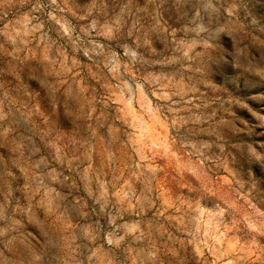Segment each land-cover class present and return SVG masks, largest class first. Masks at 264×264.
Instances as JSON below:
<instances>
[{"label":"rangeland","instance_id":"374dc122","mask_svg":"<svg viewBox=\"0 0 264 264\" xmlns=\"http://www.w3.org/2000/svg\"><path fill=\"white\" fill-rule=\"evenodd\" d=\"M0 264H264V0H0Z\"/></svg>","mask_w":264,"mask_h":264}]
</instances>
